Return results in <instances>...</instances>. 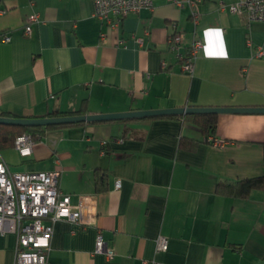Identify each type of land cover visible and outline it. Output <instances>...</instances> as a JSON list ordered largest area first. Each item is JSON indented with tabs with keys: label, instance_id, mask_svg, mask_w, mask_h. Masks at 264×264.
Listing matches in <instances>:
<instances>
[{
	"label": "crops",
	"instance_id": "0c3cea01",
	"mask_svg": "<svg viewBox=\"0 0 264 264\" xmlns=\"http://www.w3.org/2000/svg\"><path fill=\"white\" fill-rule=\"evenodd\" d=\"M220 1L201 0L196 24L189 3L155 0L108 28L93 0H0V113L264 106V21ZM197 38L190 74L183 64ZM182 136L198 142L181 146ZM213 136L224 144L180 117L91 122L46 132L25 156L0 150V160L15 172L58 169L73 205L96 201L87 222H54L49 264H264V187L247 197L217 191L220 180L264 174V112L219 113ZM99 233L112 259L95 252ZM16 243L0 233V264H14Z\"/></svg>",
	"mask_w": 264,
	"mask_h": 264
},
{
	"label": "built area",
	"instance_id": "2783aa9c",
	"mask_svg": "<svg viewBox=\"0 0 264 264\" xmlns=\"http://www.w3.org/2000/svg\"><path fill=\"white\" fill-rule=\"evenodd\" d=\"M155 0H93V15L99 18L108 28L121 24L125 16L138 13L142 9H153ZM183 6L186 2L192 7V18L196 24L200 17L199 3L201 0H174ZM222 10L228 9L233 13L246 14L250 21H264V0H235L233 2L220 1ZM36 13L29 16L25 26V34L32 32V23L39 21ZM106 39V33H102ZM5 36V40H9ZM183 34L178 32L170 38L171 47L180 49ZM250 45L251 42L249 41ZM202 41L197 38L189 56L185 58L183 70L192 73L197 53L202 48ZM264 55V51H261ZM208 140L215 145H223V140L209 135ZM35 139L31 134L24 133L15 140L14 147L23 156L32 152ZM60 170L51 171H12L9 165L0 160V233H15L17 243L14 264H49L48 253L51 248V238L54 222L66 218L71 222L85 223L84 214L96 212L94 198L80 200L73 205L71 195L62 191L59 185ZM116 188L121 187L117 180ZM157 250L168 248L167 238L159 236ZM95 252L103 253L108 259L115 255L101 233L97 235ZM145 263H148L145 261Z\"/></svg>",
	"mask_w": 264,
	"mask_h": 264
},
{
	"label": "trees",
	"instance_id": "16d2710c",
	"mask_svg": "<svg viewBox=\"0 0 264 264\" xmlns=\"http://www.w3.org/2000/svg\"><path fill=\"white\" fill-rule=\"evenodd\" d=\"M86 113V108H81L75 111H56L54 114L50 115H71V114H83ZM2 116H6V112L0 113ZM167 117H180L183 120L188 121L198 128L205 134L214 135L216 131V125L218 120V114L210 113H195L186 115H169ZM125 121V120H124ZM87 123H75V124H63L47 127H29V126H16L0 124V150H5L12 148L15 145V140L18 136L28 133L33 136L35 140L39 139L46 132L56 129H61L64 127H71L75 125H85ZM198 140L192 138L181 137L180 145L188 146L193 148L197 144ZM100 182V181H99ZM99 186L101 187L100 183ZM264 187V174L254 177H248L238 180H220L217 183V191L222 194H228L233 196L247 197L250 191L254 188Z\"/></svg>",
	"mask_w": 264,
	"mask_h": 264
},
{
	"label": "water",
	"instance_id": "95a60500",
	"mask_svg": "<svg viewBox=\"0 0 264 264\" xmlns=\"http://www.w3.org/2000/svg\"><path fill=\"white\" fill-rule=\"evenodd\" d=\"M225 112H264V106L261 107H217V106H180L173 108H158L148 110H129L124 112L111 113H91V114H71V115H53L41 117H8L0 115V124L29 126V127H47L63 124L75 123H93L122 119L147 118L169 115H186L195 113H225Z\"/></svg>",
	"mask_w": 264,
	"mask_h": 264
}]
</instances>
